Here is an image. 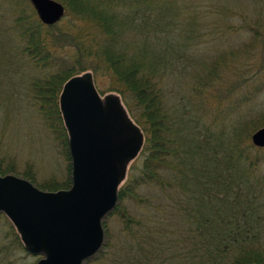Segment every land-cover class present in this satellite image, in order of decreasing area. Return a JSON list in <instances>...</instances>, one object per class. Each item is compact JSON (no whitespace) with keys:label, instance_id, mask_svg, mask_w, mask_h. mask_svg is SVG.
<instances>
[{"label":"trees","instance_id":"trees-1","mask_svg":"<svg viewBox=\"0 0 264 264\" xmlns=\"http://www.w3.org/2000/svg\"><path fill=\"white\" fill-rule=\"evenodd\" d=\"M58 1L65 13L55 24H43L28 0V8L19 10L14 25L34 65L55 68L32 81V97L47 127L59 137L67 174L59 182L39 183L31 175L24 177L43 190L71 186L68 136L59 95L73 75L89 70L94 83L98 76L108 77L114 85L109 90L120 95L144 134L142 148L118 188L116 205L102 219L103 244L86 262L104 261L105 220L117 213L131 243L114 249V258L105 259L104 264H158L155 262L162 255L169 259L167 251L179 241L190 249L191 262L222 264L229 258L228 264H263L264 189L254 180L256 157L250 152L264 148L255 147L247 131H232L225 138L222 131L211 130L214 117H207L201 106L207 82L198 73L193 75L190 91H183L181 80L191 73L185 69L189 67L190 55L185 54L189 38L177 42L166 36L182 28L160 7L170 1ZM152 4H158L156 9L148 6ZM70 18L82 25L74 29ZM150 32H154L151 37ZM53 49L68 53L51 54ZM240 84L236 82V86ZM167 96L175 100L170 103ZM10 171L0 164V173ZM155 188L158 196L145 207L147 219L134 220L125 202L135 206L141 202L142 189ZM1 215L10 225L16 245L23 247L9 219ZM7 250L8 246L0 247V254Z\"/></svg>","mask_w":264,"mask_h":264},{"label":"rangeland","instance_id":"rangeland-1","mask_svg":"<svg viewBox=\"0 0 264 264\" xmlns=\"http://www.w3.org/2000/svg\"><path fill=\"white\" fill-rule=\"evenodd\" d=\"M169 1L166 2L168 6L160 7L182 28L171 34L168 32L166 36L177 42L189 38L185 51L190 55L187 61L189 69H185L191 73L181 80L183 91H190L194 85L193 75L198 73L207 82L204 83L201 106L207 117H214L211 130L222 131L223 137L232 131L252 134L264 125V0ZM27 6L28 0H0V164L4 169H12L4 175L12 174L23 179H26L24 175H31L39 183L51 179L59 182L66 178L67 161L62 154L59 137L47 127L34 103L31 87L34 79L43 78L55 68L34 65L23 50L24 43L15 28L14 19L19 10ZM148 6L156 9L158 4ZM152 15L154 18L155 14ZM69 22L75 25L74 29L82 25L71 18ZM153 33L150 32V37ZM52 51L68 53L53 49L51 54ZM236 82L241 84L236 86ZM95 85L101 95L114 92L109 90L114 85L108 77L98 76ZM176 90L179 89L176 87ZM166 98L170 103L175 100L171 96ZM250 156L253 159L256 157L252 168L254 180L259 181L264 189V151H251ZM249 182L252 183V180ZM140 196L141 202L135 206L129 201L125 204L134 220L143 221L149 214L145 207L158 196L157 189H142ZM105 227L107 241L102 257L110 259L114 258V249L128 246L131 238L117 213L107 216ZM13 231L16 232L15 228ZM260 239L263 245L260 247L264 250V236ZM176 245L167 251L169 259L162 255L155 263L207 264L204 260L200 263L199 259L191 262L193 258L190 260L188 257L190 249L184 247L181 241ZM5 246L8 250L0 254V264H35L39 258L16 245L10 225L0 217V247ZM105 259L85 264H104ZM227 259L222 264H228Z\"/></svg>","mask_w":264,"mask_h":264},{"label":"water","instance_id":"water-1","mask_svg":"<svg viewBox=\"0 0 264 264\" xmlns=\"http://www.w3.org/2000/svg\"><path fill=\"white\" fill-rule=\"evenodd\" d=\"M30 2L45 25L65 13L57 0ZM59 110L68 136L71 186L45 191L27 179L0 174V214L14 226L24 250L39 257L35 264H84L103 244L102 219L116 205L144 134L119 94L99 93L89 70L65 81ZM251 142L264 148V125L251 134Z\"/></svg>","mask_w":264,"mask_h":264}]
</instances>
